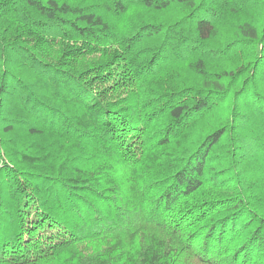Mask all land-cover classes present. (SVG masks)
<instances>
[{"label":"trees","instance_id":"obj_1","mask_svg":"<svg viewBox=\"0 0 264 264\" xmlns=\"http://www.w3.org/2000/svg\"><path fill=\"white\" fill-rule=\"evenodd\" d=\"M0 264H264V0H0Z\"/></svg>","mask_w":264,"mask_h":264}]
</instances>
